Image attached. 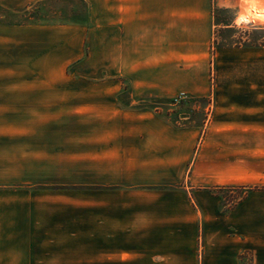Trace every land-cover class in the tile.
Returning a JSON list of instances; mask_svg holds the SVG:
<instances>
[{
    "label": "crops",
    "instance_id": "crops-1",
    "mask_svg": "<svg viewBox=\"0 0 264 264\" xmlns=\"http://www.w3.org/2000/svg\"><path fill=\"white\" fill-rule=\"evenodd\" d=\"M43 1L0 0V264H263V192H211L264 186L252 0H99L97 66L89 23L12 26ZM180 95L189 127L144 106Z\"/></svg>",
    "mask_w": 264,
    "mask_h": 264
},
{
    "label": "rangeland",
    "instance_id": "rangeland-1",
    "mask_svg": "<svg viewBox=\"0 0 264 264\" xmlns=\"http://www.w3.org/2000/svg\"><path fill=\"white\" fill-rule=\"evenodd\" d=\"M241 10L246 7V15L251 18L252 27H262L263 32L259 34L258 32H253L251 38L253 45L255 42L262 41L264 46V0H252L251 2H242ZM92 12V18H88V14ZM99 0H45L28 10H24L21 13H12L10 17L12 26H24L27 24H38V25H67L73 22L75 23H89L93 29L94 35L93 40H91V51H85V54L89 53L91 56V65L97 66L99 63L100 51L98 45V25H99ZM41 15V16H40ZM242 16L240 19L242 20ZM229 21V18H226ZM213 37L210 39V47L208 50V89L212 91L215 89V76L212 73V62L215 60L216 49L218 46H231L238 43V39L242 35H234L229 33V30H225L224 35L218 34L216 28L213 29ZM228 32V33H227ZM236 38V39H235ZM241 40V39H240ZM83 73V72H82ZM130 90V89H129ZM172 98L170 100L155 101L146 104L147 108L150 110L160 113L161 116L166 117L167 121L171 123L174 127L183 128L189 127L190 125L197 122L199 118L203 116L202 108L204 105L203 101L191 100L184 96L183 100H179V97ZM178 100V102H174ZM145 107V108H146ZM188 119H180L186 117ZM83 119L77 118L76 123L82 122ZM67 166L63 163L59 164V170H67ZM252 185L245 189L237 187H220L219 189L211 190L212 193L219 196L224 203L225 210L231 208L235 203L241 201L249 192H263V203H264V186L263 179H255L251 182ZM191 194V193H190ZM197 217L200 216L197 214ZM198 252L201 259L200 264H203V253H204V243L202 239L198 238ZM251 257H247L248 264ZM263 264H264V249H263Z\"/></svg>",
    "mask_w": 264,
    "mask_h": 264
},
{
    "label": "built area",
    "instance_id": "built-area-1",
    "mask_svg": "<svg viewBox=\"0 0 264 264\" xmlns=\"http://www.w3.org/2000/svg\"><path fill=\"white\" fill-rule=\"evenodd\" d=\"M184 96L179 97V100H183ZM174 102H178V100H174Z\"/></svg>",
    "mask_w": 264,
    "mask_h": 264
}]
</instances>
